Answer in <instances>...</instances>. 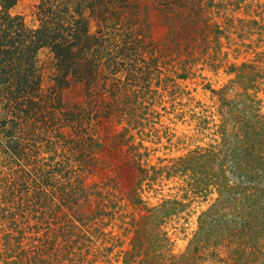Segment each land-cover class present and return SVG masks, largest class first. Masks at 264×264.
<instances>
[{"label":"trees","instance_id":"16d2710c","mask_svg":"<svg viewBox=\"0 0 264 264\" xmlns=\"http://www.w3.org/2000/svg\"><path fill=\"white\" fill-rule=\"evenodd\" d=\"M16 1L0 0V219L10 224L4 248L13 256L6 263L109 262L118 246L114 256L121 264H205L209 259L264 264V99L257 94L264 69L255 61L232 65L230 82L241 91L233 97L220 94L219 121L198 118L200 129L212 130L210 141L164 166L149 164L141 150L146 147L130 133L143 124L144 113H133L129 105L115 107L119 101L105 97L139 85L141 33L121 20L132 15L130 2L39 0V22L31 27L11 12ZM154 1L172 21L183 11L198 14L203 8L193 6L202 0ZM213 1L206 0V7ZM191 17L194 26L201 24L203 16ZM214 33L215 38L222 33L219 26ZM43 48L55 67L48 94L38 63ZM73 81L85 84L87 105L62 102L61 90ZM113 115L126 122L117 132L118 144L126 145L130 182L125 191L113 179L86 181L98 165L97 126ZM163 174L180 179L187 191L180 198L146 203L143 184L150 187ZM188 191L214 197L198 214L186 249L172 253L167 228L186 209ZM90 200L91 213L78 214L76 209ZM115 220L122 231L107 245L104 235L112 230L103 228ZM223 250L227 255L220 257Z\"/></svg>","mask_w":264,"mask_h":264},{"label":"rangeland","instance_id":"374dc122","mask_svg":"<svg viewBox=\"0 0 264 264\" xmlns=\"http://www.w3.org/2000/svg\"><path fill=\"white\" fill-rule=\"evenodd\" d=\"M39 0H17L11 8L13 14H20L27 25H38L36 4ZM132 11L131 16H123L122 22H128L132 29L141 33L142 58L139 60V85L133 83L121 90V94H106L111 100H118L117 106L129 105L133 113L142 111L145 115L143 124L132 130L134 142H142L147 155L143 160L149 164L164 166L171 160L195 146H205L211 139V129H200L198 118L213 117L219 121L220 94L233 97L241 88L230 82L235 73L230 71L234 64L252 61L264 69V0H243L238 6L233 0H214L213 5L206 7V0L193 3L197 13L181 12V19L175 21L164 18L154 0H128ZM191 6L190 8H192ZM205 7V8H204ZM186 14L182 15V14ZM203 16L200 25L194 26L191 16ZM207 19V24L204 21ZM191 23V25H190ZM219 26L222 33L215 38V29ZM95 26L92 27L94 29ZM41 85L47 94L54 83V61L47 48L38 54ZM185 74L184 77L178 74ZM117 76L124 78V74ZM257 94L264 99V84ZM139 88H143L140 90ZM139 94H135V91ZM221 90H225L222 93ZM108 95V96H107ZM62 102L87 105L89 94L82 81H73L60 92ZM100 109L102 107H99ZM264 111V100L262 101ZM120 112L114 110V113ZM126 125L124 120L116 116L101 120L97 126L99 145L95 149L98 165L86 175L87 183L100 182L106 179L117 181L118 188L125 191L129 186L130 175L126 145L118 144L117 132ZM67 131V128H64ZM140 130V132L138 131ZM43 155H49L44 152ZM4 164L0 157V171ZM142 197L148 204H155L164 198L182 197L187 191L182 181L166 175L158 176L148 187L143 184ZM189 197L186 209L181 216L168 225L170 249L172 253L184 251L197 228V217L213 200L214 194L203 199L188 191ZM92 200L83 203L76 210L78 214H90L93 210ZM116 224L104 226L105 244L112 235L120 234L121 229ZM8 221L0 219V264H7L13 256H8L4 248V235L10 229ZM34 231V230H33ZM34 235V232H33ZM26 242V239L23 243ZM127 245L125 240L124 247ZM120 247L113 248L109 262L99 261L95 264H121L114 254ZM228 250H223L221 256H226ZM65 261L64 264H66ZM32 264V259H31ZM60 264V263H57ZM205 264H223L215 259L205 261Z\"/></svg>","mask_w":264,"mask_h":264}]
</instances>
